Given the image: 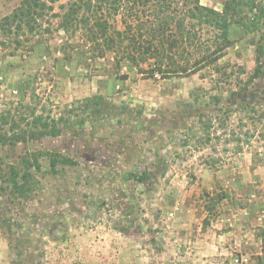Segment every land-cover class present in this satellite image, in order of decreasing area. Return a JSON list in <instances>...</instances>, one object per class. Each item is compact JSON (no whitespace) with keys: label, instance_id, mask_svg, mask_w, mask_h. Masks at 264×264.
I'll return each instance as SVG.
<instances>
[{"label":"rangeland","instance_id":"rangeland-1","mask_svg":"<svg viewBox=\"0 0 264 264\" xmlns=\"http://www.w3.org/2000/svg\"><path fill=\"white\" fill-rule=\"evenodd\" d=\"M21 2L0 0V23ZM200 2L221 10L224 0ZM50 19L31 52L0 30V111L20 117L45 106L60 117L75 105L82 115L80 100L102 95L107 112L57 135L0 144V264H264V51L259 77L230 96L253 73L264 36L234 26L219 71L163 78L149 63L119 67L110 52L92 58L79 33L56 31ZM232 130L240 152L225 140ZM37 151L76 164L55 172L41 156L34 191L20 197L9 166ZM144 169L143 183L126 177Z\"/></svg>","mask_w":264,"mask_h":264},{"label":"trees","instance_id":"trees-1","mask_svg":"<svg viewBox=\"0 0 264 264\" xmlns=\"http://www.w3.org/2000/svg\"><path fill=\"white\" fill-rule=\"evenodd\" d=\"M59 1L22 0L12 13L1 20V32L13 38L16 50L27 46L31 52L43 42V32H50V18L53 17L58 22L56 31L63 30L69 37L79 33L85 39L89 45L86 51L90 50L92 58L104 57L110 52L115 55L119 67L126 64L141 68L142 64L149 63L151 76L163 78L190 75L211 66L219 71L218 61L233 43L231 29L234 26L248 33L260 32L264 36V0H224L221 10L205 6L200 0H66L59 3L58 11H55V4ZM45 23L47 27H44ZM67 44L70 46L67 42L61 44L64 51ZM256 50L257 65L253 73L238 89L230 90L231 97L247 90L262 73L263 44ZM9 54L14 55L15 52ZM194 97L198 99V96ZM212 98L219 102L223 95H213ZM104 100L102 95L80 100L82 115L75 113V105L60 117L52 116V110L45 106H41L40 113L33 109L30 114L20 117H16L11 109L1 110L0 144L12 145L57 135L75 122L83 126L89 115L98 117L107 112ZM72 116H77V121H71ZM219 124L226 127L224 120ZM211 128L212 122L204 129L209 134ZM232 136L225 138L226 142L235 140L236 151H242L240 142L243 139L236 135L235 130H232ZM45 155L50 157L55 172L59 164H76L75 160L60 153L27 152L19 157L17 163L9 166L10 185L15 194L25 197L34 191L38 180L32 170L41 172L39 159ZM147 174L144 169L131 171L126 177L143 183ZM259 259L264 262V254Z\"/></svg>","mask_w":264,"mask_h":264},{"label":"built area","instance_id":"built-area-1","mask_svg":"<svg viewBox=\"0 0 264 264\" xmlns=\"http://www.w3.org/2000/svg\"><path fill=\"white\" fill-rule=\"evenodd\" d=\"M244 259L236 258V262H242Z\"/></svg>","mask_w":264,"mask_h":264}]
</instances>
